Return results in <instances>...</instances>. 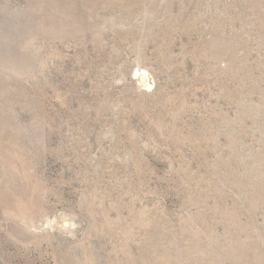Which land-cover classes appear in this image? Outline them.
Listing matches in <instances>:
<instances>
[{
    "label": "rangeland",
    "instance_id": "1",
    "mask_svg": "<svg viewBox=\"0 0 264 264\" xmlns=\"http://www.w3.org/2000/svg\"><path fill=\"white\" fill-rule=\"evenodd\" d=\"M0 264H264V0H0Z\"/></svg>",
    "mask_w": 264,
    "mask_h": 264
}]
</instances>
